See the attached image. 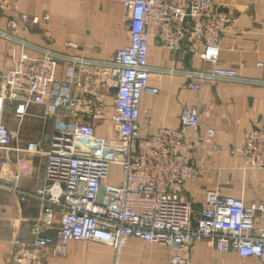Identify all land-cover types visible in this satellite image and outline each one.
<instances>
[{"label":"built area","instance_id":"2783aa9c","mask_svg":"<svg viewBox=\"0 0 264 264\" xmlns=\"http://www.w3.org/2000/svg\"><path fill=\"white\" fill-rule=\"evenodd\" d=\"M124 4L130 10L131 40L109 60L60 53L0 28L1 39L22 44L17 62L2 72L0 154L15 137L6 121L10 102H18L22 114L28 106L43 105L48 116L65 109L90 118L105 114L111 91L115 95L110 118L118 144L108 156L81 152L82 141L100 147L105 142L91 122L79 121L70 129L54 130L46 145L31 150L46 159L41 187L24 192L0 181V189L37 199L42 205L40 217L29 224L31 240L13 241L11 262L46 264L45 255H63L73 241L106 244L120 251L135 237L167 247L170 264H192L189 253L202 241L264 263L263 201L247 204L243 198L210 190L197 213L194 201L183 196L186 182L198 174V144L214 136L212 129L206 137L197 134V109H183L180 128L161 127L149 136L139 121L141 96L151 72L152 37L173 52H181L190 40L189 51L213 65L170 70L183 75L190 89L200 90L215 80L251 82L238 69L217 65L222 38L235 17L214 0H124ZM193 42L200 43L201 49ZM62 64L66 76L58 79ZM236 151L250 168L264 170V129L249 131ZM113 165L120 167L119 183L110 180Z\"/></svg>","mask_w":264,"mask_h":264},{"label":"crops","instance_id":"0c3cea01","mask_svg":"<svg viewBox=\"0 0 264 264\" xmlns=\"http://www.w3.org/2000/svg\"><path fill=\"white\" fill-rule=\"evenodd\" d=\"M214 1L235 17L234 25L222 38L217 65L236 68L251 82L215 80L206 82L200 90L190 89L183 75L170 70L213 65L189 51L190 40L185 41L181 52H173L152 37L148 57L151 72L140 101L139 121L146 136L161 127L180 128L185 108L199 112L198 135L206 137L208 129L214 131L213 137L198 144V174L186 182L183 192L185 198L194 201L197 213L210 190L243 198L247 204L264 202V170L250 168L236 151L249 131L264 129V0ZM35 18L37 23L33 22ZM130 20L124 0H0L1 29L24 42L96 60H109L117 49L130 43ZM200 43L193 42V46L200 50ZM2 44L0 67H11L20 57L22 44L7 39L4 49ZM65 76L62 64L57 78ZM76 89L80 90L73 87ZM114 95L111 91L106 99L105 114L96 113L90 118L83 113L71 115L65 109L48 116L45 106L33 105L21 134L15 135L10 148L0 154V181L24 192L41 187L46 159L31 150L46 145L54 130L70 129L79 121L91 122L105 142L100 147L82 141L81 152L99 156L114 153L118 146L110 118ZM110 180L119 183L120 177L118 181ZM41 213L39 200L0 189V264H14L10 260L13 241H30L29 224ZM189 258L192 264H264L258 258L216 250L207 241L195 243ZM170 260L167 247L132 237L120 251L106 244L73 241L65 255L51 256L46 264H170Z\"/></svg>","mask_w":264,"mask_h":264},{"label":"rangeland","instance_id":"374dc122","mask_svg":"<svg viewBox=\"0 0 264 264\" xmlns=\"http://www.w3.org/2000/svg\"><path fill=\"white\" fill-rule=\"evenodd\" d=\"M0 42H2L3 44V49L5 48V39H1L0 38ZM1 45V46H2ZM8 67L5 68V66H1L0 67V85L2 84V72L4 70H6ZM18 102L13 101L12 103L10 102L9 108H8V112H7V116H6V121L11 129V131L13 132L14 136L15 135H20L25 123H26V117L28 115V113H30V109L32 108V106H28V109H26V113L22 114V113H18L17 108H18ZM114 166V167H113ZM112 166V170H111V178L114 181H118V177H120V173L121 170L119 169L120 167L118 165H113ZM67 252V251H66ZM65 252V254H66ZM63 254V255H65ZM52 255H45V257L43 258L46 263L48 261V258H50ZM62 255H58L57 257H61ZM55 257V256H52Z\"/></svg>","mask_w":264,"mask_h":264}]
</instances>
